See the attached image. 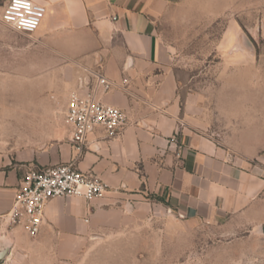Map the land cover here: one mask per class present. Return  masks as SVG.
<instances>
[{"label":"rangeland","instance_id":"rangeland-1","mask_svg":"<svg viewBox=\"0 0 264 264\" xmlns=\"http://www.w3.org/2000/svg\"><path fill=\"white\" fill-rule=\"evenodd\" d=\"M4 1L0 170L25 164L23 177L39 166L20 160L62 138L78 70L67 53L3 22ZM263 7L264 0H183L157 21L189 124L247 158L264 155V40L256 41L258 58L244 64L232 51V33L257 27ZM4 244L9 250L0 264H264V224L189 221L150 194L125 200L122 213L83 243L45 244L0 216Z\"/></svg>","mask_w":264,"mask_h":264},{"label":"crops","instance_id":"crops-1","mask_svg":"<svg viewBox=\"0 0 264 264\" xmlns=\"http://www.w3.org/2000/svg\"><path fill=\"white\" fill-rule=\"evenodd\" d=\"M34 1L45 5L46 13L31 34L74 61L78 71L71 91L83 82L93 85L94 73L104 74L113 87L103 101L128 115L115 138H104L101 129L90 133L77 159L67 130L46 148L28 152L25 160L17 156L39 167L74 161L78 170L94 173L107 185L91 200L50 199L37 235L43 243H83L122 213L125 200L149 194L189 221L264 224V155H234L186 118L170 52L157 34L160 17L183 0ZM232 36V51L244 64L258 58L264 7L257 27L234 30ZM23 165L0 170V216L13 204Z\"/></svg>","mask_w":264,"mask_h":264},{"label":"built area","instance_id":"built-area-1","mask_svg":"<svg viewBox=\"0 0 264 264\" xmlns=\"http://www.w3.org/2000/svg\"><path fill=\"white\" fill-rule=\"evenodd\" d=\"M45 13V5L34 0H5L1 19L18 31L32 33L40 26ZM94 76L93 85L83 82L68 94L63 112L69 140L78 151L74 159L88 145L90 133L101 129L104 138L112 139L119 136L128 123L124 109L102 99L113 83L104 74L94 73ZM106 190L104 181L94 173L78 170L74 161L30 169L20 180L11 208L1 217L36 237L44 223V208L50 199L77 196L91 200L102 196Z\"/></svg>","mask_w":264,"mask_h":264},{"label":"water","instance_id":"water-1","mask_svg":"<svg viewBox=\"0 0 264 264\" xmlns=\"http://www.w3.org/2000/svg\"><path fill=\"white\" fill-rule=\"evenodd\" d=\"M9 250V245L4 244L1 248H0V262L5 258L6 254L8 253Z\"/></svg>","mask_w":264,"mask_h":264}]
</instances>
